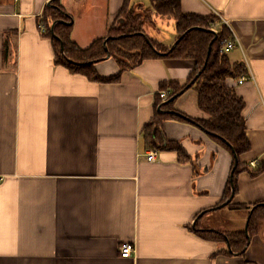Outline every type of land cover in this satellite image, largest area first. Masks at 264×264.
Masks as SVG:
<instances>
[{
    "label": "crops",
    "instance_id": "0c3cea01",
    "mask_svg": "<svg viewBox=\"0 0 264 264\" xmlns=\"http://www.w3.org/2000/svg\"><path fill=\"white\" fill-rule=\"evenodd\" d=\"M49 1L0 0V264H264V224L241 256L220 253L224 243L189 229L199 218L202 228L243 230V207L227 206L235 219L228 226L201 225L221 204L232 163L227 151L192 124L164 120V138L179 143L194 164L179 163L166 150L146 160L143 127L153 116L158 84L183 85L192 62L146 59L117 83L72 74L53 63L41 31ZM178 1L183 13L219 15L238 41L227 57L249 73L243 84L234 83L244 102L249 150L239 157L248 167L236 175L232 202L262 203L264 170L250 174L256 166L249 163L264 164V0ZM122 3L58 0L80 47L106 34ZM94 69L104 78L118 67L107 58ZM181 96L175 111L207 118L196 93L191 108ZM123 243L133 245L128 258L119 254Z\"/></svg>",
    "mask_w": 264,
    "mask_h": 264
},
{
    "label": "trees",
    "instance_id": "16d2710c",
    "mask_svg": "<svg viewBox=\"0 0 264 264\" xmlns=\"http://www.w3.org/2000/svg\"><path fill=\"white\" fill-rule=\"evenodd\" d=\"M51 5L55 7L46 6L44 8L39 24L44 29L43 35L51 42L54 55L53 63L63 66L72 74L82 75L89 81L117 83L124 71L135 68L146 59L170 58L192 62V69L183 85L174 81L159 82L158 92L154 94L153 116L143 127V142L147 150L173 151L176 153L179 163L194 164V160L179 143L164 138L161 124L164 120H174L202 129L213 142L230 154L231 168L234 164L233 153L237 156V166L231 176L235 195L237 192L236 175L242 170H247L248 167L240 162L239 157L249 150V142L245 132V120L242 116L244 102L236 94L234 83L238 77L248 76V70L244 63L231 62L227 54L220 51L224 41L231 38V32L226 25L220 22L218 16L183 13L178 0H149V5L132 4L130 0H123L120 10L106 34L94 39L87 47H80L70 37L72 29L70 16L60 7L58 0H52ZM119 18L122 19L121 25H119ZM167 21L174 27V41L179 39L173 48L171 45L174 41L169 42L170 44L164 43L148 34L149 29L156 30L159 22ZM215 24L218 26L215 27ZM147 28L149 29L147 30ZM209 29H215V34L209 32ZM145 38L148 39L152 47L148 45ZM105 39H107L106 50L103 45ZM60 44L63 52L60 51ZM6 54L5 45L3 48L4 58H6ZM107 54L108 58L115 61L118 70L113 75L103 78L97 75L94 66L105 60ZM231 82L233 84H229ZM188 84H190L188 88L195 90L197 108L207 115L206 119H194L179 112L180 115L157 111L158 105L177 95L180 91L187 90ZM161 92L164 93V99L160 97ZM179 96L172 101L163 103L160 109L175 111L173 104ZM257 166L254 168L255 173L251 172L250 174L264 170V164ZM229 178L220 203L225 202L230 196ZM226 206L231 209L243 207L248 210L247 232L249 239L246 238L243 230L224 232L202 228L198 223L199 218L189 229L203 240L224 243L225 248L221 249L220 253L226 256H241L244 254L249 240L259 233L261 225L264 224V202L247 206L236 205L231 200Z\"/></svg>",
    "mask_w": 264,
    "mask_h": 264
},
{
    "label": "rangeland",
    "instance_id": "374dc122",
    "mask_svg": "<svg viewBox=\"0 0 264 264\" xmlns=\"http://www.w3.org/2000/svg\"><path fill=\"white\" fill-rule=\"evenodd\" d=\"M144 1H147V0H144ZM119 19H121V18H119ZM119 19H118V21H119ZM148 29L149 28H147V30ZM153 33L156 35V38L158 40H160L164 43H169V42L174 41V36H175L174 27H173L172 23H170L168 21L160 23ZM193 95L195 96V90L193 88H187V90H185L183 95L182 96L180 95L181 98L179 101L182 102L183 104H185V106L187 108H191V106L193 107V104H194V101H192V105H191V97ZM173 106H174V104H173ZM228 211H229V208L227 206H223V207L218 208V209H213V210L207 211L203 215V217L201 218V220H202L201 225L204 226L206 224L209 226H211V225L220 226V224L223 222V223H226V225L228 226L231 223H234L235 219L233 218V216L231 214H229Z\"/></svg>",
    "mask_w": 264,
    "mask_h": 264
},
{
    "label": "built area",
    "instance_id": "2783aa9c",
    "mask_svg": "<svg viewBox=\"0 0 264 264\" xmlns=\"http://www.w3.org/2000/svg\"><path fill=\"white\" fill-rule=\"evenodd\" d=\"M215 15L218 16V18H219V15H217V14H215ZM219 20L222 24H225L223 21H221L220 18H219ZM216 26H218V24H216L215 27ZM215 29H214V31H216ZM43 30L44 29H41V31H43ZM237 45H238V41L234 37V35H232V33H231V38L224 41L220 51L222 53L227 54L231 49H233ZM248 78H249V73H248V76H240L235 81V84H238V85L243 84ZM160 97L162 99H164V93L163 92L160 93ZM155 156H156L155 150H148L145 154L146 160L149 162L154 161ZM249 164L252 168H254L256 166L255 161H252ZM1 181H2V176L0 175V182ZM132 250H133V245L131 243H123L119 247V254L122 258H128L131 256Z\"/></svg>",
    "mask_w": 264,
    "mask_h": 264
},
{
    "label": "water",
    "instance_id": "95a60500",
    "mask_svg": "<svg viewBox=\"0 0 264 264\" xmlns=\"http://www.w3.org/2000/svg\"><path fill=\"white\" fill-rule=\"evenodd\" d=\"M51 2H52V0H50L46 5H47V6H51V7H55L54 5H51ZM121 21H122V19H119V25H121V23H120ZM59 22H62V21H59ZM52 30H53V29H52V27H51V32H52ZM208 31L211 32L212 34H215V31L212 30V29H209ZM142 35H143V34H142ZM145 40H146V42L148 43V45L151 46V44H150V42L148 41V39L145 38ZM178 40H179V39H176V40L172 43L171 48H173V47L177 44ZM106 41H107V39H105V41L103 42V45H104V49H105V50H106V45H105V44H106ZM211 43H212V41L209 43L208 53H209V51H210V44H211ZM151 47H152V46H151ZM152 49H153V48H152ZM153 50L155 51V49H153ZM169 50H171V49H169ZM60 51L63 52V49H62L61 44H60ZM159 54H161V55H165L166 53H159ZM108 57H109V56H108V54H107V55L105 56L104 59H107ZM205 63H206V61H205ZM189 85H190V84H188V85L186 86V88H188ZM183 92H184V90L180 91L177 95H174L173 97H171V98L168 99L167 101H163L160 105H158V107H157V111L160 112V113H170V114L180 115V114H179L178 112H176V111H172V110H170V111H164V110H161L160 107L162 106L163 103L174 100V98H176L178 95H181ZM231 151L233 152V149H231ZM233 158H234V164H233V167L231 168V170H230V174H229V177H230V178H229V182H230V196H229V198H228L225 202H223V203H221L220 205L216 206L215 209H217V208H221V207L227 205V204L232 200V198H233L234 193H233V184H232L231 176H232V172H233V170H234L235 167L237 166V156H236L234 153H233ZM202 214H203V213H200V214L197 216V218L200 217ZM248 218H249V217L247 216V218H246V220H245V223H244L243 231H244V234H245L246 238L249 239L248 232H247ZM195 220H196V219H195ZM193 224H194V223H193Z\"/></svg>",
    "mask_w": 264,
    "mask_h": 264
}]
</instances>
